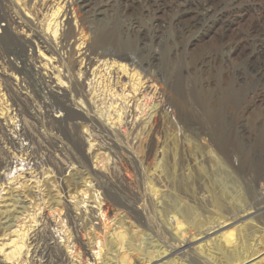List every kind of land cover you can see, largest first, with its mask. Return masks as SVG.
<instances>
[{
  "label": "rangeland",
  "instance_id": "374dc122",
  "mask_svg": "<svg viewBox=\"0 0 264 264\" xmlns=\"http://www.w3.org/2000/svg\"><path fill=\"white\" fill-rule=\"evenodd\" d=\"M10 2L14 5L11 10L14 18L22 22L19 20L22 16L35 28L44 30L45 19L53 7L52 0L45 1L42 6L29 0L28 13L20 4L24 0ZM255 2V8L246 9L239 24L226 30L224 40L256 28L258 17L264 18V0ZM64 3L69 7L67 10L74 11L73 16L68 17L75 39L89 41L87 25L90 20L81 31L79 20H73L80 15L77 8H73L71 0H64ZM168 13L169 9L162 12L161 19L168 17ZM213 20L200 25L183 39L172 31L165 36L159 35L158 39L149 38L150 23L145 19L140 24L148 37L143 41L146 47L143 66L147 74H153L160 64L162 79L166 82L169 78L167 68L172 73L171 83L176 82L177 89L194 77L200 83L189 84L194 91L192 97L205 91L214 95L211 98L207 94V105L212 108L206 106L207 111L204 108L198 112L200 115L196 113L194 126H187L164 111L157 132L153 131L158 108L156 97L153 99L149 93L131 99L127 91L131 82L128 84L120 75L118 84L113 76L119 71L115 67L106 70L102 59L95 69L103 78L97 73L95 78L90 75L85 78L81 74L79 77L78 71L84 66L79 62L81 53H72L71 65L68 53L58 44L62 29L55 39L50 37L55 61L42 72L55 79L58 75L63 78H59V82L68 91L70 112L54 103L40 75L31 77L24 65L39 56L48 60L50 52L38 50L30 42L26 28L24 31L16 29L15 39L0 30V70L7 75L6 78L0 76V127H3L0 128V160L6 158L8 163V167L0 168V212L11 214L16 210L9 231H5L4 236L0 233V244L5 245L0 256L12 250L10 241L16 237L11 233L27 231L33 226L29 221L41 217L48 220L49 231L66 264H122L123 261L124 264H235L245 256L255 259L243 264H264V70L259 72L248 61L247 54L253 49L249 44L243 46L246 54L242 50L226 54L222 45L215 47L221 25L215 18ZM45 34L48 38V33ZM183 44L187 45L185 53L181 51ZM11 49L16 53L10 52ZM176 52L178 62H175ZM214 54H217L214 60L210 59ZM157 57H160L158 61ZM9 63L13 70L7 65ZM126 64L134 73L140 72L130 62ZM51 67L56 68L58 74H53ZM65 76H72L81 84L82 95L70 91ZM228 86V96L222 100L220 91ZM110 87L112 92H105ZM122 91L124 98L121 100ZM199 98L200 95L197 99L201 104ZM83 113L94 118L93 122L82 118ZM46 114L52 121L56 117L57 123L50 122ZM77 114L80 117H76ZM22 118L28 120L31 132L38 139L34 150L36 158L32 161L26 159L28 141L19 133ZM93 134L101 138L99 142H94ZM65 137H72L77 148L76 139L81 138L83 159L76 155ZM6 138L15 140L14 148L9 147ZM45 140H51L54 147ZM149 146L152 153L146 159ZM57 166L62 168L60 178L53 173ZM76 171L87 173L86 178L92 177V180L87 178L85 183L76 180L77 192L69 188L63 190L59 181ZM23 192H29L32 198H23ZM91 195L95 203L89 199ZM10 197L21 200L20 206L24 209L11 207L12 202L7 200ZM59 200L66 202L69 213L82 229L83 236L78 237L76 243L65 210L54 203ZM104 205L107 210L103 215ZM167 209L169 213H165ZM91 211L94 221L88 226L86 217ZM215 225H220L216 233L193 238ZM120 238L123 243L125 241L121 248ZM184 239L191 243L187 260L168 256L169 251H166L163 260L144 263L154 258L155 253L150 254L153 251H163L164 245H177ZM21 253L8 263L26 264L24 249ZM91 255H96L93 257L96 262ZM34 261V264H43L39 258Z\"/></svg>",
  "mask_w": 264,
  "mask_h": 264
},
{
  "label": "bare ground",
  "instance_id": "6f19581e",
  "mask_svg": "<svg viewBox=\"0 0 264 264\" xmlns=\"http://www.w3.org/2000/svg\"><path fill=\"white\" fill-rule=\"evenodd\" d=\"M10 1L11 0H5V1L0 0V22L5 23L4 25H0L2 27V28L0 27V30L6 31L8 34L13 35L15 39L16 34L18 33L16 29H19V31H24V29L26 28L30 34V42L33 43V45H35L38 50L43 49L48 54L50 52V56L48 60L44 59L43 56L41 57L39 56V57H35L28 65L24 64V61H22V63L25 66H27V72L31 75V77L35 78L34 75H40V79L44 81L45 88L48 90L49 95L54 100V103L57 106L63 107L66 112H70L68 110V105H69L68 91L65 90V88H63L59 82L60 79L63 80V78H60V75H58V77L55 79L53 78L52 75L46 76V74L42 72L46 70L47 65L49 66L52 65L51 64L52 60L55 61V59L53 58L55 56L54 55L55 52L52 43L50 41V37L51 39H55L56 34L60 29H62V31L60 30L61 33L59 34L58 37V41H59L58 44L63 50H65L68 53L71 59V61L69 62L71 65L73 64L72 56H71L72 53L74 51L81 53L80 54L81 59L79 62L81 63V65L84 64V66L82 69H79L78 71L79 77L81 74L85 78L88 75H90L91 77L94 76L95 78V74L97 73L100 77L103 78V76L100 75L101 73L96 72L97 69H95L96 63L102 59L105 61L107 65L106 70L115 67V69L119 71V73H115L113 76V78L115 77L118 84H120L119 82L120 75H122V77L126 81L128 80V84H130L131 82L130 86L127 89V91L131 94V99H135L136 96L138 95L145 97L148 96L149 93L152 94V98L156 97L158 108L157 109L155 108L156 109L155 120L153 124L154 132H157L159 129V118L164 111H168L171 115L175 116L181 123H186L187 126L188 125L194 126V121H195L194 117H196L195 114L200 111H203L204 108L206 110L207 109L206 106L209 107L210 104L207 105L208 103L207 94H209L211 97L213 93L212 92L207 93V91H205L204 94L200 93L199 100L200 102L203 103L200 104L197 99L199 95H197L196 97L195 94L196 98L191 96L194 91L191 89L189 84L200 83V81H197L194 77L189 78L191 82L187 81L186 83H182L183 88L177 89V87L174 86L177 83L176 82L171 83L172 73L169 72L167 68L166 71L168 73L169 78L166 80V82L164 78L162 79L160 64H159V68L153 71V74L151 75L147 74V68L143 66L144 63L143 53L145 52L146 49V47L143 44V41L146 40L148 37L145 34L146 29L142 30L140 28V24L142 23L143 20L146 19L150 23L151 28H148L149 38L158 39L159 35L165 36L169 31H172L175 34V36H177L180 39H183L185 38L183 36L197 30L200 25L215 18L217 20L216 22L220 23L221 27H220V35L215 39L214 46L217 47L219 45H222L227 54L229 52H234L237 50H242L244 52L243 46L249 44L248 46L249 47L252 46L253 49L247 54V57L249 59L248 61L252 62L254 67H256L259 72L262 69L264 70V18L258 17L256 28L247 29L246 32H242L239 35L224 40V36L226 35L225 33L226 30L230 29L233 24H239L242 21L244 17V13L247 11L246 9L252 7L255 8L256 5L255 0H71V5H73V8H77L78 12L80 13L79 17L78 18L73 17V20L74 19L79 20L81 31L83 25H85V22H87L88 20H90L91 22L87 25V31L90 33V39L89 41L86 42L82 40L78 41L75 39V32L72 26L70 25V18L68 17L70 15L72 17L74 11L70 12V9L67 10L69 7L68 5L66 6L64 0H62L61 2H58L57 0H52L53 7L49 9L50 15L47 19H45V22L47 24L44 25L43 31L42 29L35 28L33 23H30L28 20L22 18V16L20 17V14H18L20 17L19 20L22 19V22L18 21L17 18H14L11 11L12 8L14 9V5L12 6V2ZM25 1H27V4ZM28 1L29 0H24L23 3H20L21 6L24 7V10L27 11V13L29 12ZM32 1H35L34 3L37 2V4H41L42 6V4H44V2L47 0H32ZM168 9H169L168 17L165 18L164 16V20H162L161 19L162 12H167ZM213 21H211V23ZM45 33H48V38L44 37ZM30 42L27 43L30 44ZM159 43L162 42L159 41ZM99 46L100 48H98ZM186 46L187 45L183 44V46L181 47V51H183L186 48ZM10 52L16 53L14 49H11ZM185 52L186 51H183V53ZM244 53L246 54V52ZM176 55H177V59L175 62H178L177 52L175 53V56ZM216 55L217 54H214L209 58L214 60ZM159 58L160 57H157L155 59L158 61ZM126 62H130L132 67L133 65H135L139 69L138 72L139 71L140 72L134 73L133 69L129 70ZM4 64L6 65V63ZM31 64L35 68L36 65L38 66L35 69L30 66ZM7 65L11 70L14 69L12 64L9 63ZM51 68L53 69L54 72L53 74L56 73L58 74V72H56V68L55 69L53 67ZM17 71L21 72V69L17 67ZM218 72H220V69ZM109 75H111V72H109ZM0 76L4 78L7 77V75L4 72H1V70H0ZM65 80L69 83V89L72 93L78 96L82 95L81 84H79V82L76 79H74L72 76L69 78L65 76ZM5 81L6 83L8 82V80ZM122 86L123 88L125 87V85ZM207 88L209 87L207 86ZM228 88L229 86L225 87L224 88L225 90L221 89L220 96L222 100L228 96V91H226L228 90ZM105 92H109V93L112 92L111 87L109 91L105 89ZM113 94H115V92H113ZM123 94L124 92L122 91L121 95H119L121 100L124 98ZM219 103L221 104V102ZM210 107L212 108V106ZM82 115H83L82 118H84L88 122L90 123L93 122L92 119L94 118L84 113ZM46 117L49 119L50 122L57 123L56 117L53 118V121L48 114H46ZM76 117H80V114H77ZM27 121L24 118L21 119L22 126L21 129L19 130V133L21 137H24V139L28 141L27 149H29V153L28 155H26V159L27 160L29 159L28 161H32L36 158L34 150L38 139H36L35 137L36 135H34L31 132L32 130H30ZM92 131L94 132V129ZM78 138L79 139H76V141L78 142V148L74 145L72 137L71 139L65 137V140L67 141V144L69 143L72 145L74 151H76L77 153L76 155L80 159H83L84 158V154L82 153L83 141L81 140L80 137ZM6 139L9 147L14 148L15 140L12 138H6ZM100 139L101 138L99 136L93 134L94 142L95 141L99 142ZM45 142L49 144L51 147H54L52 145L53 142L51 140L49 141L45 140ZM151 153H152V148L151 146H149L145 154L146 159L150 157ZM2 167H8L6 158L4 161L0 160V168ZM57 167H56L57 170L53 171V173L56 174L58 178H60L62 168L61 166H57ZM86 176H88V174L81 171L72 172L68 178H63L61 181H59V183L61 182L63 190L64 188L66 189L69 188L70 191L77 192L79 186L76 180L83 181V183L87 182V178L92 180V177L86 178ZM83 194H86V192H84ZM28 197L32 198L30 193L23 192V198H28ZM107 198L108 197L106 196V199ZM89 199H92L93 203H95L94 202L95 199H93L92 195L90 196ZM7 200L12 202L11 207H14L15 209L17 208L22 210L24 209L23 206H20V204H22L21 200H16V199L13 200L11 199V197L10 199ZM54 203L56 205L60 204V206L63 207V209L65 210V217L68 220L69 225L73 231V236L76 243L78 237L83 236L82 229H80V227L77 226L75 221L76 219H74V217L69 213L66 202H60L59 200L58 202L56 201ZM100 204L101 203L97 205L100 206ZM104 206H105V210L102 211L103 215L104 212L107 210L106 205ZM169 211L170 210L167 209L165 213H169ZM15 212H12L11 214L0 212V224L3 225V227L0 228L1 230L0 233L2 234V236H4L5 233L9 231V229L11 228V225L9 223L10 221H12ZM2 221L5 222L1 223ZM46 221L48 220L42 219L41 217L39 220L32 218V220H30L29 222H31L30 225L33 224V226L32 227L29 226L27 231H24L23 229L18 234L15 232L11 233L14 235L12 237H16L15 238L16 240L10 241L12 245L11 246L12 250L7 255H5L4 253L5 256H0V264H9L8 261H10L11 259L20 257V255L22 254L21 253L22 249H24V258H25L24 263L26 264H34L35 258H39L40 260H42L43 264H66V260L60 255V247L58 243L54 241L52 234L49 231L48 223ZM93 221H94V212L92 215V211H91L90 215L86 217V224L90 226L93 223ZM219 229H220V225H215L214 227L204 230V232L197 233L196 235L193 236V238H196L198 236H208L214 234ZM120 239L121 240H119L118 245L121 248L124 246L125 241L123 243L122 238ZM94 244H96L95 241L93 242V245ZM4 246L5 245H3L2 243L0 244V253L1 252L3 253L2 249L4 248ZM164 246L165 248L163 251H155V252L153 251L152 253H150V254L155 253L154 258L151 259L150 257L147 260H145L144 263L151 262V260L154 259H160L159 261L163 260L162 256L165 254L166 251H169L168 256L175 255L176 257L177 256L180 257L179 260H184V261L187 260L188 256L190 255L189 250L191 243L189 240L186 239L181 240L180 242L177 243V245H171L170 247L166 245ZM28 254H30L29 257H27ZM95 256L96 255L94 256L91 255V258ZM251 257L252 256H245L241 259V261H238L235 264H243L245 261H251L255 259ZM93 262H96V260L94 261V258H93ZM124 263L126 262L123 261L122 264Z\"/></svg>",
  "mask_w": 264,
  "mask_h": 264
}]
</instances>
